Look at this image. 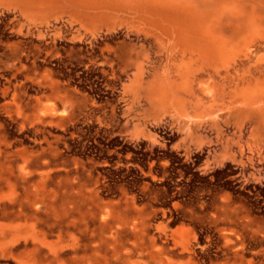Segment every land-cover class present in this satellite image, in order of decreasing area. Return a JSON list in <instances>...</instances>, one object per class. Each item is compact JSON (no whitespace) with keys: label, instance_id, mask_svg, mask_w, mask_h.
<instances>
[{"label":"rangeland","instance_id":"obj_1","mask_svg":"<svg viewBox=\"0 0 264 264\" xmlns=\"http://www.w3.org/2000/svg\"><path fill=\"white\" fill-rule=\"evenodd\" d=\"M93 2H0V264H264L255 1L199 4L219 56Z\"/></svg>","mask_w":264,"mask_h":264},{"label":"bare ground","instance_id":"obj_2","mask_svg":"<svg viewBox=\"0 0 264 264\" xmlns=\"http://www.w3.org/2000/svg\"><path fill=\"white\" fill-rule=\"evenodd\" d=\"M53 1L54 0H0V2H11L14 5L15 4L20 5L25 10L40 9L41 7L49 6V4L50 3L52 4ZM69 1H72V2L74 1L78 3L79 2L89 3L90 6L88 7H91V8H95L97 6L93 2V0H69ZM207 1L208 0H197V1L196 0H177V2L166 3V2H161L159 0H141L142 5L148 8L147 10H150L148 12H152L154 17L155 15H158V17H160L159 20H156V21L160 23L167 21L169 23V26L166 27L167 31L170 32L171 28H173L177 35V41H179L181 45L186 47L188 52H196L200 55H203L204 53H208L211 56L224 55L228 52L226 50L224 51L223 49H221L219 45L214 41V39H212L211 36H209L207 33L208 30L206 29V20L207 18L211 19L210 15L207 16V18L205 19L204 13H201L200 11V9L202 8L199 9V4L206 5ZM254 1H255L257 11L260 15L261 20H258L256 17H254L253 19L255 20L257 19L261 24H264V0H254ZM232 10H233V13H236L238 11L237 8H233ZM260 37H261V40L264 41V31H263L262 36L260 35ZM189 42L197 46V49H190ZM226 57L227 55L225 56V58ZM260 90L261 88H259V91ZM257 92L250 93V97L253 95L256 96ZM248 96L249 94H247L244 97V100H249V98H247Z\"/></svg>","mask_w":264,"mask_h":264}]
</instances>
